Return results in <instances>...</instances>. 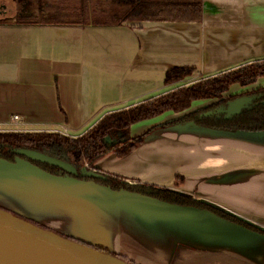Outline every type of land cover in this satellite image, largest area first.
<instances>
[{
    "label": "crops",
    "instance_id": "obj_1",
    "mask_svg": "<svg viewBox=\"0 0 264 264\" xmlns=\"http://www.w3.org/2000/svg\"><path fill=\"white\" fill-rule=\"evenodd\" d=\"M0 4L31 6L25 0ZM2 13L0 129H67L75 137L108 112L264 59V0H200L196 20L114 26L22 24L14 13ZM172 67L193 72L168 85ZM263 86L260 76L246 86L230 85L222 96ZM178 114L133 123L132 137L150 131L142 142L123 157L104 155L94 168L188 193L254 228L2 160L0 206L60 233L102 240L133 264H264V131L169 124Z\"/></svg>",
    "mask_w": 264,
    "mask_h": 264
},
{
    "label": "trees",
    "instance_id": "obj_2",
    "mask_svg": "<svg viewBox=\"0 0 264 264\" xmlns=\"http://www.w3.org/2000/svg\"><path fill=\"white\" fill-rule=\"evenodd\" d=\"M25 2L34 4L33 11L25 12L28 6H22L25 9L15 14L16 23L114 26L127 21L196 20L200 15V0H25ZM192 72L193 69L189 67H172L166 71L164 81L171 85L191 76ZM260 76H264V59L175 86L140 103L108 112L75 137H68L58 131L0 129V159L10 163L23 159L51 175L92 180L113 191L148 196L179 206H192L218 215L219 211L222 212L220 208L196 201L188 193L164 187L132 185L120 176L112 174H105L102 180L93 179L81 176L80 172L88 167L94 168L95 162L108 153L123 157L142 142L150 131L132 137L129 130L133 123L166 111L182 113L197 100L215 101L188 111L169 124L223 132L264 131V86L240 94L222 96L230 85L238 83L246 86ZM239 96L251 98L241 112L227 118L223 112L217 111L225 108L230 100ZM209 111L211 113L206 114ZM18 148L33 149L62 159L74 166L77 172L70 174L48 163L26 158L15 152ZM236 222L254 228L240 219H236ZM77 241L110 253L108 247L100 243Z\"/></svg>",
    "mask_w": 264,
    "mask_h": 264
},
{
    "label": "water",
    "instance_id": "obj_3",
    "mask_svg": "<svg viewBox=\"0 0 264 264\" xmlns=\"http://www.w3.org/2000/svg\"><path fill=\"white\" fill-rule=\"evenodd\" d=\"M250 101L251 98L249 96H239L230 100L225 108L219 109L217 111L223 112L225 117L228 118L233 114L241 112L242 108L245 107ZM186 112L188 111H184L178 114L176 119ZM210 113L211 112L209 111L206 114H210ZM176 125H180V124H176ZM180 126L189 129L209 130V129L196 128V127H186L184 125H180ZM209 131H215V130H209ZM217 132H223V131H217ZM224 133H239V132H224ZM15 152L26 158H30L35 161L45 162L50 165L56 166L60 169L65 170L70 174H76L77 172L75 167L69 164L68 162L33 149L18 148L15 149ZM7 163L16 165L18 167L22 166L30 170L36 169L45 174L51 175L49 173L42 171L38 167L30 164L29 162L23 159H18L16 163H10V162ZM80 175L84 177H94V178L104 177L103 176L104 174L100 172V170H97L95 168L89 170L86 169L82 170L80 172ZM52 176H56V175H52ZM61 177L72 178L70 176H61ZM81 181H85V180H81ZM115 192H125V191H115ZM153 200L162 204H167L178 208H194L200 210L192 206H179L175 204L162 202L156 199ZM247 221L250 222L251 220H247ZM251 223L253 222L251 221ZM37 224L30 223L14 214L8 213L0 209V264H133L129 261L124 260L121 257H118L116 253H114L110 249V247L102 240L99 239L84 240L68 234H66L68 236V238H66L61 235H58L50 228H45L42 226L40 227V225ZM77 240L88 243H100L102 245L107 246L108 249L110 250V253L96 250L90 246L78 242Z\"/></svg>",
    "mask_w": 264,
    "mask_h": 264
},
{
    "label": "rangeland",
    "instance_id": "obj_4",
    "mask_svg": "<svg viewBox=\"0 0 264 264\" xmlns=\"http://www.w3.org/2000/svg\"><path fill=\"white\" fill-rule=\"evenodd\" d=\"M1 2H4L5 4H11L12 5V0H0V3ZM0 5H3V4H0ZM32 5H34L33 3H31V6H28V9H27V11H25V12H32L33 10H32ZM2 9V10H1ZM22 9H25L24 7H22V6H0V11H2L3 13H2V16L3 15H8V13H14V15H13V18H15V14L16 13H18V11H20V10H22ZM229 90H230V86H229V88L227 89V93H229ZM199 101H202V100H197V101H194V102H199ZM194 102H193V104L191 105V107H189L187 110H185V111H189V110H194V109H196V108H199V107H201L202 105L201 104H199V103H197V104H194ZM201 105V106H200ZM171 113H173L172 111H170ZM92 126V125H91ZM73 133V132H72ZM0 209L1 210H3V211H6V212H8V213H11V214H14V215H16V216H18V217H20V218H22V219H24V220H26V221H28V222H30V223H35V224H37L36 222H34V221H32V220H30L28 217H26V216H24V215H22V214H20V213H17V212H15L14 210H12V209H9V208H2L1 206H0ZM37 225H40V224H37ZM42 225H40V227H41ZM42 227H45V228H48L47 226H42ZM55 233H57L58 235H61V236H63V237H66V238H68V236L66 235V234H63V233H60V232H58V231H56V230H53ZM69 239H71V238H69ZM73 239V238H72ZM113 254V253H112ZM115 255V254H114Z\"/></svg>",
    "mask_w": 264,
    "mask_h": 264
},
{
    "label": "flooded vegetation",
    "instance_id": "obj_5",
    "mask_svg": "<svg viewBox=\"0 0 264 264\" xmlns=\"http://www.w3.org/2000/svg\"><path fill=\"white\" fill-rule=\"evenodd\" d=\"M244 93V92H243ZM89 169H94V168H86V170H89ZM85 170V169H84ZM77 171V170H76ZM100 172H102V171H100ZM104 175L103 176H105V174H108V173H104V172H102ZM84 177V176H83ZM89 178H93V179H100V180H102V179H104V177L103 178H94V177H89ZM122 178V177H121ZM122 179H124V178H122ZM124 181H126L128 184H132V185H138V186H141V187H149V186H157V187H163V186H158V185H154V184H148V183H146V182H144V183H142L141 181H136V180H126V179H124ZM164 188H168V189H173V188H169V187H164ZM173 190H175V189H173ZM175 191H178V190H175ZM180 192V191H179ZM182 193H184V192H182ZM193 198V197H192ZM194 199V198H193ZM194 200H196V199H194ZM196 201H198V200H196ZM222 210V209H221ZM218 213H220V214H218V215H220L221 217H224V218H227V219H232V221H235L236 222V219H239L237 216H234V215H230L229 213H227L225 210H222V212L221 211H219ZM237 223H242V222H237Z\"/></svg>",
    "mask_w": 264,
    "mask_h": 264
},
{
    "label": "built area",
    "instance_id": "obj_6",
    "mask_svg": "<svg viewBox=\"0 0 264 264\" xmlns=\"http://www.w3.org/2000/svg\"><path fill=\"white\" fill-rule=\"evenodd\" d=\"M12 122L15 124V123H18V116H13L12 117ZM62 134L68 136V137H73L71 136L68 132H67V129H62L61 131ZM142 183H144L143 181H141Z\"/></svg>",
    "mask_w": 264,
    "mask_h": 264
}]
</instances>
